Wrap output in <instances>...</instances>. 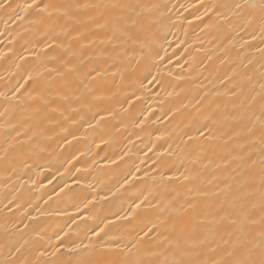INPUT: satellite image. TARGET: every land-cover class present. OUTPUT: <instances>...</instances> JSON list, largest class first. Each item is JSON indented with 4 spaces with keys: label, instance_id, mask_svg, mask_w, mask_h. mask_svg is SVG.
Masks as SVG:
<instances>
[{
    "label": "bare ground",
    "instance_id": "1",
    "mask_svg": "<svg viewBox=\"0 0 264 264\" xmlns=\"http://www.w3.org/2000/svg\"><path fill=\"white\" fill-rule=\"evenodd\" d=\"M262 2L0 0V264L258 260Z\"/></svg>",
    "mask_w": 264,
    "mask_h": 264
},
{
    "label": "snow or ice",
    "instance_id": "2",
    "mask_svg": "<svg viewBox=\"0 0 264 264\" xmlns=\"http://www.w3.org/2000/svg\"><path fill=\"white\" fill-rule=\"evenodd\" d=\"M36 6V0H32V3L27 5L28 8ZM242 6L240 4H236V8L240 9ZM48 8V5H45L41 11H44ZM259 10L261 13H264V2H262L259 5ZM211 11V9H209ZM262 90H264V84L261 85ZM0 95H4V93H0ZM261 100L264 101V91H262L261 94ZM257 120L260 122V125L262 128H264V103L261 104V113L260 116L257 117ZM261 141L264 142V135L261 136ZM59 239V237L57 238ZM63 242L61 241V244ZM77 248L80 247V245H76ZM260 248H261V253H260V258L258 260L256 259H248L247 256L252 255V250L250 249L249 252L246 254L245 258H242L238 261L235 262V264H264V232L261 233V240H260ZM58 251V249H57ZM44 255H47V253H44ZM81 264H92L91 261L87 262H81ZM172 264H185L183 260H174Z\"/></svg>",
    "mask_w": 264,
    "mask_h": 264
}]
</instances>
